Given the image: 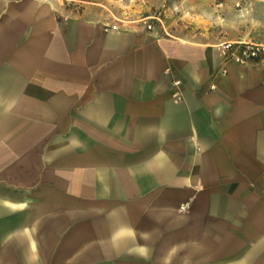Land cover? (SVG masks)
I'll return each mask as SVG.
<instances>
[{"label":"crops","instance_id":"crops-1","mask_svg":"<svg viewBox=\"0 0 264 264\" xmlns=\"http://www.w3.org/2000/svg\"><path fill=\"white\" fill-rule=\"evenodd\" d=\"M82 2L0 0V264H264V0Z\"/></svg>","mask_w":264,"mask_h":264},{"label":"built area","instance_id":"built-area-1","mask_svg":"<svg viewBox=\"0 0 264 264\" xmlns=\"http://www.w3.org/2000/svg\"><path fill=\"white\" fill-rule=\"evenodd\" d=\"M164 11H157L153 15L140 17L138 19H122L116 16L113 17V24L109 25L111 29H118L117 23H143L146 29L153 30L154 26L158 23L163 26V13ZM164 28V26H163ZM165 33H169L164 29ZM219 49L225 61H234L241 65L252 64L264 58V43L255 41H225L219 45ZM211 88H214L212 86ZM184 208V207H183Z\"/></svg>","mask_w":264,"mask_h":264},{"label":"rangeland","instance_id":"rangeland-1","mask_svg":"<svg viewBox=\"0 0 264 264\" xmlns=\"http://www.w3.org/2000/svg\"><path fill=\"white\" fill-rule=\"evenodd\" d=\"M61 1L65 2L68 10H72V9L75 10L80 5H84V3L82 1H86V0H61ZM88 1L94 2V3L104 2V1L108 2L111 5V7L113 8V9L111 8L110 10H108L109 11L108 13L110 15H112V17L116 16L118 18L129 19V20L138 19L140 17L153 15L157 11H164L165 10V12L163 13V20H164L163 26L165 28V27H167L165 24L166 19H167L166 16H167V14H169V11L167 10L168 3L170 2V5H171L175 1L181 2L182 0H88ZM126 2L129 4V7L127 8L126 11H129L130 14L127 13L125 15H121V12L124 9L123 5ZM85 5H86V3H85ZM147 6H151L152 8L150 9V7H147ZM171 6L173 7V5H171ZM96 7H99V6H96ZM79 10H80V8H79ZM174 13H176V12H174ZM177 13H178L177 16H181V12H177ZM111 24H113V23H111ZM117 24L120 27L123 23H117ZM157 25L160 26V28L162 29L163 32H165L164 28L161 24L157 23ZM169 31L170 30H167L168 33H169ZM0 170L2 171V173H6L8 169L3 168Z\"/></svg>","mask_w":264,"mask_h":264}]
</instances>
